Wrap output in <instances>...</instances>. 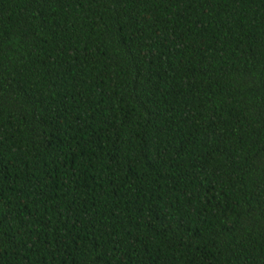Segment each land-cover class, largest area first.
Masks as SVG:
<instances>
[{
    "label": "trees",
    "instance_id": "16d2710c",
    "mask_svg": "<svg viewBox=\"0 0 264 264\" xmlns=\"http://www.w3.org/2000/svg\"><path fill=\"white\" fill-rule=\"evenodd\" d=\"M0 264H264V0H0Z\"/></svg>",
    "mask_w": 264,
    "mask_h": 264
}]
</instances>
